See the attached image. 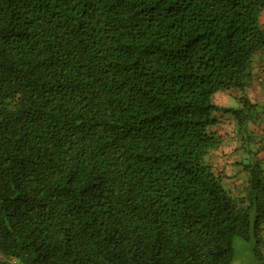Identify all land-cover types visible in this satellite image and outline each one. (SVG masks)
<instances>
[{"label":"trees","instance_id":"16d2710c","mask_svg":"<svg viewBox=\"0 0 264 264\" xmlns=\"http://www.w3.org/2000/svg\"><path fill=\"white\" fill-rule=\"evenodd\" d=\"M263 47L264 0H0V264H234L238 238L264 264Z\"/></svg>","mask_w":264,"mask_h":264},{"label":"crops","instance_id":"0c3cea01","mask_svg":"<svg viewBox=\"0 0 264 264\" xmlns=\"http://www.w3.org/2000/svg\"><path fill=\"white\" fill-rule=\"evenodd\" d=\"M254 79L246 93L254 103L255 114L250 121V153L245 152L242 145L241 132L229 113L218 112L220 122L214 126L221 138L220 147L211 153L210 160L215 169L224 171L231 179L230 186L244 183L247 173L241 164L246 155H250V162L261 160L264 163V47L254 57L253 63ZM215 102L222 107H241L242 103L237 97L236 91L220 90L215 96ZM243 149V150H242ZM244 151V152H243ZM245 153H247L245 155ZM238 174V176H236ZM242 186V185H241ZM242 188V187H241Z\"/></svg>","mask_w":264,"mask_h":264},{"label":"rangeland","instance_id":"374dc122","mask_svg":"<svg viewBox=\"0 0 264 264\" xmlns=\"http://www.w3.org/2000/svg\"><path fill=\"white\" fill-rule=\"evenodd\" d=\"M255 243L238 238L236 242L237 259L234 264H260L255 255Z\"/></svg>","mask_w":264,"mask_h":264}]
</instances>
